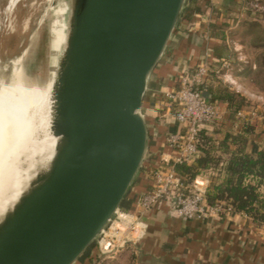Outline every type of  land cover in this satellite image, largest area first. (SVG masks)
Segmentation results:
<instances>
[{
  "label": "water",
  "instance_id": "obj_1",
  "mask_svg": "<svg viewBox=\"0 0 264 264\" xmlns=\"http://www.w3.org/2000/svg\"><path fill=\"white\" fill-rule=\"evenodd\" d=\"M186 2L64 0L50 113L30 111L32 142L14 164L18 192L6 182L0 197V264H76L94 245L105 254L102 235L148 156L147 86Z\"/></svg>",
  "mask_w": 264,
  "mask_h": 264
},
{
  "label": "crops",
  "instance_id": "obj_2",
  "mask_svg": "<svg viewBox=\"0 0 264 264\" xmlns=\"http://www.w3.org/2000/svg\"><path fill=\"white\" fill-rule=\"evenodd\" d=\"M209 1L230 8L232 2L237 0H207L206 14L212 11L211 6L207 8ZM195 18L202 19V15H195ZM176 39L172 42L173 48L166 51L152 74L144 98L142 111L150 136L145 167L149 163L147 159L153 162L169 158V152L164 147L165 137L170 132L178 131V124L168 116L162 98L161 101L158 98L159 94L172 87L178 72L193 68L205 57L213 63L214 46L222 44L216 37L211 36L209 40V36H198L197 33L187 35L186 32H179ZM225 65L228 66L227 63ZM221 108L225 113V121L215 139H222L226 133H240L245 123L243 119L231 116L227 104L221 103ZM242 109L248 113V109ZM250 125L258 128V133L250 136L246 144L247 153L254 154L260 150L264 139V122L256 121ZM138 178L135 197L143 191L146 183L143 173ZM145 222L148 228L140 244L106 258L103 264H264V228L242 213L208 220L183 221L163 204L149 212ZM89 256L100 258L101 254L98 250H92L85 258ZM85 258L80 264H87Z\"/></svg>",
  "mask_w": 264,
  "mask_h": 264
},
{
  "label": "rangeland",
  "instance_id": "obj_3",
  "mask_svg": "<svg viewBox=\"0 0 264 264\" xmlns=\"http://www.w3.org/2000/svg\"><path fill=\"white\" fill-rule=\"evenodd\" d=\"M14 1L0 0V97L4 92L13 93L16 90L24 73L20 79L19 77L26 68H31L33 72L30 84L36 82L46 84L49 81L51 68H53L51 44L57 27L61 23L63 11L62 9L60 12L63 0L57 1V7L54 10L52 0H17V5L12 7ZM206 1L187 0L171 39V46L167 50L173 48L172 42L177 40L176 35L179 32H186L187 35L197 33L198 36H209V40L211 36L216 37L222 44L218 43L214 47L220 50L231 46L235 53L233 64L229 62L226 66L225 61L219 64L213 61L215 63L213 73L206 90L210 93L209 88L212 86L223 90L227 84L249 102L244 106L248 109V113L244 112L245 115L250 116V113L264 115V72L260 76L257 73L259 66L264 71V0H237L232 2L230 8L209 1L207 8L212 7L210 14H206ZM195 15H202V19H194ZM43 24H46V28L48 27L49 34L46 31L39 40V33L44 28ZM225 32L227 39L221 40ZM202 61L212 62L207 57ZM174 83L173 81L172 86ZM162 96L163 93H160L158 97L160 101L161 98L163 100ZM2 130L1 127L0 134L3 133ZM41 136H43L42 133L40 138ZM139 180L137 178L135 181L120 212L134 210L131 193L138 186ZM90 249L89 253L92 250H98V247L94 245Z\"/></svg>",
  "mask_w": 264,
  "mask_h": 264
},
{
  "label": "built area",
  "instance_id": "obj_4",
  "mask_svg": "<svg viewBox=\"0 0 264 264\" xmlns=\"http://www.w3.org/2000/svg\"><path fill=\"white\" fill-rule=\"evenodd\" d=\"M213 66L214 63L201 60L193 68L178 72L174 86L163 93L167 114L178 124V131L165 137L164 147L169 158L148 160V165L143 166L140 174L143 173L146 183L133 202L134 210L119 212L109 224L100 242L105 254L100 253L102 257L93 264H103L106 258L137 247L147 232L146 215L163 204L183 221L208 220L235 213L225 201L214 204L208 201L206 194L213 183L208 177L199 176L187 183L175 170L176 165L194 164L199 157L201 137L215 138L223 128L225 113L221 103L206 90ZM249 115H245L243 109L236 113L238 119L249 124L264 122L263 114Z\"/></svg>",
  "mask_w": 264,
  "mask_h": 264
},
{
  "label": "trees",
  "instance_id": "obj_5",
  "mask_svg": "<svg viewBox=\"0 0 264 264\" xmlns=\"http://www.w3.org/2000/svg\"><path fill=\"white\" fill-rule=\"evenodd\" d=\"M226 39L225 32L221 40ZM234 56L231 46L221 50L217 47L213 60L218 64L224 61L233 64ZM259 67L257 73L260 76L264 71ZM209 91L211 98L227 104L232 117H236V113L249 103L227 84L223 90L212 86ZM257 133V126L245 122L241 132L235 135L226 133L222 139L203 135L196 162L192 165H176L175 170L187 183H192L199 176L208 177L213 182L206 194L211 204L225 201L235 213L246 215L257 226L264 228V139L259 151L254 154L246 151L249 137ZM131 197L134 201L137 194L135 197L133 192ZM97 260L99 257L85 258L87 264Z\"/></svg>",
  "mask_w": 264,
  "mask_h": 264
},
{
  "label": "bare ground",
  "instance_id": "obj_6",
  "mask_svg": "<svg viewBox=\"0 0 264 264\" xmlns=\"http://www.w3.org/2000/svg\"><path fill=\"white\" fill-rule=\"evenodd\" d=\"M16 1L12 2V7L17 5ZM52 1V9L54 10L57 7L58 0ZM63 4L64 0L61 4L60 12L63 9ZM46 31L49 34L48 27L46 28L45 24L43 30L39 33V40L42 39ZM53 32L52 34H54ZM32 75L31 68L23 70L19 79L21 76L22 78L19 80L16 90L13 93L4 92L0 97V130L1 127L3 129V135L0 134V197L4 192L3 189L8 184L10 186V183L14 194L16 195L18 192L19 177L14 164L19 149L25 146L28 140L30 141L32 139L31 132L28 133V130L34 126L32 122L33 115H30V111L37 110L42 113V110H45L44 114L47 116L50 113L51 101L49 100V92L52 87L53 78L51 77L44 90H41L40 88L29 86ZM43 122L44 119L42 118V114H40V123L38 125L40 126ZM54 144L55 140L51 139L50 147L52 148ZM3 185L5 186L4 188ZM14 194L11 198L15 196ZM4 206L5 201L0 203V208Z\"/></svg>",
  "mask_w": 264,
  "mask_h": 264
}]
</instances>
